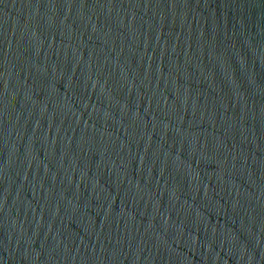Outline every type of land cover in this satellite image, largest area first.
Returning a JSON list of instances; mask_svg holds the SVG:
<instances>
[{"label": "water", "instance_id": "water-1", "mask_svg": "<svg viewBox=\"0 0 264 264\" xmlns=\"http://www.w3.org/2000/svg\"><path fill=\"white\" fill-rule=\"evenodd\" d=\"M0 264H264V0H0Z\"/></svg>", "mask_w": 264, "mask_h": 264}]
</instances>
